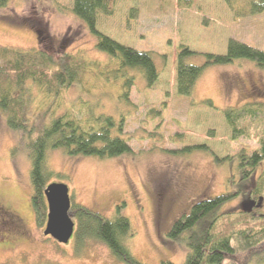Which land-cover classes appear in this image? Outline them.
<instances>
[{
    "label": "rangeland",
    "instance_id": "1",
    "mask_svg": "<svg viewBox=\"0 0 264 264\" xmlns=\"http://www.w3.org/2000/svg\"><path fill=\"white\" fill-rule=\"evenodd\" d=\"M71 5L72 0H9L0 8V46L22 51L42 47L57 61L69 53L88 63L113 64L102 73L89 65L55 98L26 84L28 115L38 126L63 114L88 125L96 124L99 115L110 116L113 134L130 151L112 157L71 156L49 148L46 183L66 184L72 204L109 219L125 216L131 227L125 245L141 262L182 264L188 250L169 239L168 232L194 202L234 190L228 182L235 175L234 163L215 159L225 161L241 148L256 149L257 143L252 137L232 139L222 111L264 101V67L243 58L208 65L191 95L184 96L175 89L176 52L186 45L195 54L185 62L200 65L201 53L225 52L230 38L264 51V12L250 14L244 8L236 16L224 0H191L189 5L184 0H112L114 13H99L96 29L151 55L159 76L147 87L142 70L121 69L116 57L96 48L95 36ZM198 144L206 148H195ZM30 166L24 139L9 128L0 110V204L18 217L14 229L0 226V264H124L98 239L78 242L73 234L61 243L43 234L46 203L42 217L32 201ZM248 209L246 198L235 197L223 211ZM253 255L264 259V245Z\"/></svg>",
    "mask_w": 264,
    "mask_h": 264
},
{
    "label": "trees",
    "instance_id": "2",
    "mask_svg": "<svg viewBox=\"0 0 264 264\" xmlns=\"http://www.w3.org/2000/svg\"><path fill=\"white\" fill-rule=\"evenodd\" d=\"M224 1L236 16L244 8L250 14L264 12V0ZM8 2L0 0V8L7 6ZM184 3L189 5L191 0H184ZM71 6L73 13L95 36L96 48L116 57L121 69L142 70L147 87L156 83L159 71L147 51L120 43L96 29L99 13L106 16L114 13L112 0H72ZM225 47L223 53H201L204 62L195 65L185 62V58L194 55L195 51L180 45L176 52V93L190 96L197 78L208 65L228 64L243 58L264 67L263 50L233 38L227 40ZM89 65L99 73L113 67L111 63H88L69 53H63L57 61L42 47L22 51L0 46V110L6 115L9 128L24 139L31 165L32 201L42 217L45 214L42 191L50 172L46 166V151L49 148H60L71 156L112 157L130 151L128 143L113 134L115 124L110 116L99 115L96 124L88 125L72 115L63 114L38 126L28 115L26 84L37 85L42 92L55 98L62 88L79 79V74ZM128 84L129 88L132 84L130 79ZM204 103L212 106L210 100ZM222 114L232 139L252 137L257 148L251 151L241 148L226 157L225 161L216 157L217 163H234L235 175H231L228 181L234 190L194 202L189 211L172 225L167 236L186 246L188 252L182 264H248L251 261L264 264L261 256L254 260L253 255L256 248L264 245V101L227 107ZM195 148L205 149L206 146L198 144ZM182 150L191 149L185 147ZM235 197L246 198L249 209L233 214L224 212L225 204ZM70 212L75 217L74 235L78 242L92 237L104 243L120 262L145 264L135 258L125 245V238L131 235L125 216L118 213L109 219L77 203L72 204ZM160 264L174 263L161 261Z\"/></svg>",
    "mask_w": 264,
    "mask_h": 264
},
{
    "label": "water",
    "instance_id": "3",
    "mask_svg": "<svg viewBox=\"0 0 264 264\" xmlns=\"http://www.w3.org/2000/svg\"><path fill=\"white\" fill-rule=\"evenodd\" d=\"M47 214L44 235H50L61 243H67L73 235L75 223L70 215V197L64 183L52 182L43 189Z\"/></svg>",
    "mask_w": 264,
    "mask_h": 264
},
{
    "label": "flooded vegetation",
    "instance_id": "4",
    "mask_svg": "<svg viewBox=\"0 0 264 264\" xmlns=\"http://www.w3.org/2000/svg\"><path fill=\"white\" fill-rule=\"evenodd\" d=\"M17 219V215L12 210L0 204V226H3L2 228L6 226L7 229H14Z\"/></svg>",
    "mask_w": 264,
    "mask_h": 264
}]
</instances>
